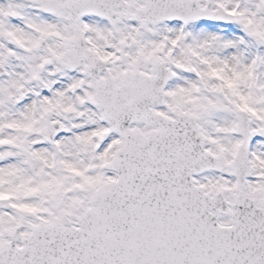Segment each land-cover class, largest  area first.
Listing matches in <instances>:
<instances>
[{
    "label": "snow or ice",
    "instance_id": "obj_1",
    "mask_svg": "<svg viewBox=\"0 0 264 264\" xmlns=\"http://www.w3.org/2000/svg\"><path fill=\"white\" fill-rule=\"evenodd\" d=\"M0 264H264V0H0Z\"/></svg>",
    "mask_w": 264,
    "mask_h": 264
}]
</instances>
